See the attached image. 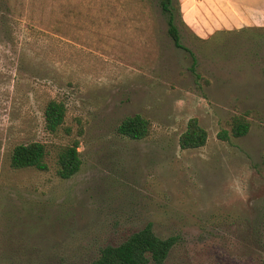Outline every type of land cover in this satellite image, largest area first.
<instances>
[{
    "label": "rangeland",
    "instance_id": "rangeland-1",
    "mask_svg": "<svg viewBox=\"0 0 264 264\" xmlns=\"http://www.w3.org/2000/svg\"><path fill=\"white\" fill-rule=\"evenodd\" d=\"M180 20L185 50L156 0H0V264H90L147 224L174 240L162 264H264V28L200 39ZM50 100L65 107L53 134ZM133 115L144 139L115 132ZM192 118L206 141L180 150ZM71 140L81 166L60 180ZM29 142L47 171L9 168Z\"/></svg>",
    "mask_w": 264,
    "mask_h": 264
},
{
    "label": "trees",
    "instance_id": "trees-1",
    "mask_svg": "<svg viewBox=\"0 0 264 264\" xmlns=\"http://www.w3.org/2000/svg\"><path fill=\"white\" fill-rule=\"evenodd\" d=\"M156 1L166 19V33L173 46L185 50L179 43L177 28L174 24L175 17L180 19L178 1ZM64 116L65 107L61 102L48 101L42 112L44 129L48 133H56L63 125ZM229 126V133L234 138L242 137L248 130V123L242 116L233 117ZM148 131V121L139 115L124 118L115 128L117 135L129 140L144 139ZM217 136L222 140L227 139L225 131L219 132ZM205 141V131L198 126L196 119L192 118L187 121L184 131L178 137V147L180 150L197 149L202 147ZM77 146V140H71L55 151L53 173L56 178L67 180L78 172L81 160ZM48 156L49 150L42 143L18 144L10 152L8 166L12 170L31 168L45 172L48 170ZM173 243L174 240L170 237L164 239L156 237L150 225L147 224L142 229L128 235L119 244L103 247L90 264H162Z\"/></svg>",
    "mask_w": 264,
    "mask_h": 264
},
{
    "label": "crops",
    "instance_id": "crops-1",
    "mask_svg": "<svg viewBox=\"0 0 264 264\" xmlns=\"http://www.w3.org/2000/svg\"><path fill=\"white\" fill-rule=\"evenodd\" d=\"M183 25L203 39L220 30L264 28V0H177Z\"/></svg>",
    "mask_w": 264,
    "mask_h": 264
}]
</instances>
